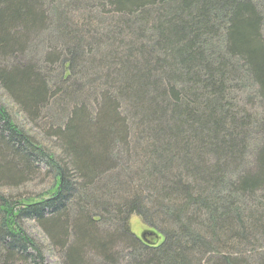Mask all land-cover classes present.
<instances>
[{"label": "trees", "instance_id": "obj_1", "mask_svg": "<svg viewBox=\"0 0 264 264\" xmlns=\"http://www.w3.org/2000/svg\"><path fill=\"white\" fill-rule=\"evenodd\" d=\"M48 32L44 72L24 56ZM0 86L32 119L68 114L61 157L0 103V189L54 179L0 191V264H44L28 222L62 264H264V0H0Z\"/></svg>", "mask_w": 264, "mask_h": 264}, {"label": "rangeland", "instance_id": "obj_2", "mask_svg": "<svg viewBox=\"0 0 264 264\" xmlns=\"http://www.w3.org/2000/svg\"><path fill=\"white\" fill-rule=\"evenodd\" d=\"M94 15H97L99 18L105 17L104 13L100 16L99 11H95ZM78 17L74 20L77 24H79L80 27L84 26L82 21V14L79 12L77 13ZM108 15V14H107ZM112 19H111V18ZM109 19L107 20H113L114 16L108 15ZM106 20V19H105ZM107 28V26L103 27ZM102 30V29H101ZM37 40V39H36ZM28 53L24 56V61H33L38 64V66L45 71L49 68V66L46 64V59L48 54L52 53L53 49L60 50L62 49L60 45L55 43L52 39V35L48 33L41 35L37 41L29 45ZM68 68V66L66 65ZM76 71V70H75ZM76 76L72 72H67L65 75L68 79L72 78V83L80 84L82 86H90V82L88 79L84 78L86 74H84V70L79 69L78 72H75ZM101 79V78H100ZM70 81V82H71ZM99 83H102V79ZM84 84V85H83ZM89 90V89H88ZM88 100V107L93 109V106L95 105L94 102L92 103V97H86ZM243 99H246V96H243ZM0 103L5 106L8 111L11 113L13 119L15 120L16 124L23 129L28 136L31 138H34L37 143L40 145L43 144V146H46L48 149L51 150V152L55 153L57 156L62 157L60 144L57 138L50 137L52 133L54 132V129L56 127H60L63 125L67 118L66 114L65 116L62 115L64 113V107L63 112L60 111L62 108L56 106L53 109H46L43 112H41V115L39 119H32L27 114L23 113L6 95L5 91L0 86ZM52 106V105H51ZM50 106V107H51ZM53 107V106H52ZM42 146V145H41ZM254 159L251 157L250 162H252ZM252 165V164H251ZM48 168L43 169L41 175L39 176H33L31 177V180L22 186L19 189H9L6 187H3L0 189L2 193L6 196H11L16 200H19L22 202L24 199L28 198H43L44 194L51 188L53 183V178L47 176V170ZM260 197H264V191L259 193ZM46 197V196H45ZM27 231L33 237L36 241H38L43 247H44V264H62L61 262V256L59 255L57 250H54L50 247L49 242L45 239V236L42 232V230L34 223V222H28L26 223ZM129 227L131 233L138 238L139 240H142V235L144 233L153 231L157 234V239L162 243L164 240L163 236L158 234L156 231H154L151 227L146 225L142 219L138 216H132L129 220ZM149 238V237H148ZM151 238V237H150ZM262 246L259 253L264 252V242H259ZM119 250V249H118ZM120 251V250H119ZM128 252V251H127ZM248 258L251 260V264H256L258 261L257 258H251L250 255ZM129 261V262H128ZM122 264H131L130 260L128 258L122 262Z\"/></svg>", "mask_w": 264, "mask_h": 264}, {"label": "water", "instance_id": "obj_3", "mask_svg": "<svg viewBox=\"0 0 264 264\" xmlns=\"http://www.w3.org/2000/svg\"><path fill=\"white\" fill-rule=\"evenodd\" d=\"M148 237H152V238H156L157 239V234L153 231H150V232H147V233H144L142 235V240L145 242V243H150V241L148 240Z\"/></svg>", "mask_w": 264, "mask_h": 264}]
</instances>
